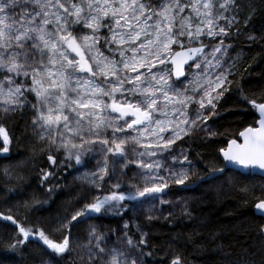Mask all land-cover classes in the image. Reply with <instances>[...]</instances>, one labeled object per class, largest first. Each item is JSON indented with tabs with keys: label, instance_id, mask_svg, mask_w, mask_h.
<instances>
[{
	"label": "snow or ice",
	"instance_id": "snow-or-ice-1",
	"mask_svg": "<svg viewBox=\"0 0 264 264\" xmlns=\"http://www.w3.org/2000/svg\"><path fill=\"white\" fill-rule=\"evenodd\" d=\"M218 7L238 11L236 0H224ZM216 9L217 0H159L156 5L152 0H0L2 110L18 111L28 104L35 113L32 124L39 139L63 149L76 164H82V156L92 145H102L106 154L115 157L113 168L110 173L106 155L102 166L92 173V184L105 176L114 177L116 163L122 168L133 164L141 170L143 187L94 197L82 210L58 221L56 230L68 232L59 242L39 231V240L52 253L72 254L75 246L69 235L78 217L123 210L125 201L161 200L157 194L168 184L159 175L160 160L153 158L199 121L216 115L214 101L227 91V75L210 71L222 67L216 54L224 42L220 40L219 46L206 53L208 45L202 39L228 34L224 27L217 30L216 21L228 18L223 13L214 15ZM233 21L235 16L229 23ZM102 29L108 35L101 36ZM101 41L109 56L100 50ZM117 53L119 60L114 58ZM25 93L33 95L36 102L29 101ZM247 102L259 114L257 126L245 127L219 151L225 161L244 170L240 174L264 176V102ZM193 104L198 107L190 117L188 110ZM206 109L208 115H204ZM240 137L242 142H238ZM0 141V153H8L11 139L3 125ZM48 159L55 164L53 156ZM216 173L223 174L224 168L214 169ZM170 176L179 185L191 178L183 167ZM113 187L120 189L121 184ZM251 190L264 195V184H254ZM257 200L255 209L264 215V199ZM3 220L16 224L12 216H3ZM18 231L22 239L9 245L12 249L32 234L23 226ZM91 237L96 244L95 250L88 248V264H145L140 247L143 239L137 244L129 238L127 249L121 250L108 247L95 229L90 232V243ZM172 264H181L180 257Z\"/></svg>",
	"mask_w": 264,
	"mask_h": 264
},
{
	"label": "trees",
	"instance_id": "trees-1",
	"mask_svg": "<svg viewBox=\"0 0 264 264\" xmlns=\"http://www.w3.org/2000/svg\"><path fill=\"white\" fill-rule=\"evenodd\" d=\"M238 5L250 39L239 44L242 57L228 78L227 91L215 102L216 115L209 118L215 135L193 131L172 149L184 148L188 161L197 165L185 185L169 188L170 194L183 199L186 208L169 209L161 216L154 213L151 203L127 202L123 210L78 217V222H72L70 243L75 239L88 242L93 227L105 239H115L126 222L125 242L130 238L139 244L143 239L140 247L145 264H172L177 256L181 264H264V218L257 216L255 209L257 197L264 199V195L251 190L254 184H264V179L225 170L219 151L245 127L256 125L257 112L247 101L264 102V0H239ZM101 35L108 33L102 31ZM25 95L36 102L33 95ZM2 108L0 125L8 131L11 143L8 153H0V264H88L80 251L70 256L52 253L39 240L38 232L44 231L59 242L68 232L56 230L58 221L70 218L94 197L116 191L112 190L114 182L137 178L135 168L116 163L114 177L105 176L92 184L81 172L87 166L82 164H91L90 156L86 154L88 160L82 156V164H76L63 149L40 140L30 107L7 113ZM96 148L94 160L103 164L107 155L111 173L115 157L106 154L100 144ZM219 168H224V173L213 174ZM48 173L51 175L44 179ZM244 186L247 188L242 190ZM3 216H12L16 224ZM20 226L30 228L32 234L12 249L9 245L22 239Z\"/></svg>",
	"mask_w": 264,
	"mask_h": 264
},
{
	"label": "rangeland",
	"instance_id": "rangeland-1",
	"mask_svg": "<svg viewBox=\"0 0 264 264\" xmlns=\"http://www.w3.org/2000/svg\"><path fill=\"white\" fill-rule=\"evenodd\" d=\"M153 2H156V4H157L159 2V0H152V3ZM223 2H224V0H217V9L214 12V15H219L220 13H223V15L228 18L226 20L220 19V20L216 21L217 30L219 29V27H224L228 34L226 36H218V37H214V38H202V39H204V43H207V45L209 46V51H207L206 53L210 52L213 46H219L220 40H223L224 43H223V46L221 47V52L216 54L217 57H219L221 59L222 67H220L219 69L212 68L210 71L212 73L224 72L227 75V82L225 84V87L227 88L229 85L228 78H229L230 74L232 73V69L236 66V64L238 63V61L242 57V52L239 50L240 49L239 44L243 43V41H249L250 35L248 32H246V30H244V28L246 26L245 24L247 23V21L246 20L243 21V18H242L243 17V10L238 5L239 0H236V3L238 5V11H232L231 7L228 11H225L224 9H220L218 7V5H219V3H223ZM187 11L188 10L186 9V12ZM233 16H235V21L229 23V21L232 19ZM102 43H104V42L101 41V44ZM111 47L116 48L117 46L111 45ZM102 52L106 56L110 55V52L107 48H104V50ZM114 58L119 60L118 53L116 54V56ZM209 58L211 59V57H209ZM213 63H215V61H213ZM21 99H23V97ZM215 102L216 101H214V103ZM0 106L4 107L2 104H0ZM25 107H29V105L25 104L23 108H25ZM197 107H198L197 105L193 104L192 107L189 108L188 114L190 117H192L194 114L193 109H195ZM204 115H208L207 109L204 110ZM184 127H187V126H184ZM193 131H199V134L203 135V136H212L214 133V129L210 125L209 119L206 122L199 121L197 123V126L191 128V130L188 132V134L193 132ZM110 138H111V136H110V132H109V139ZM178 140L179 139H177L176 141L178 142ZM176 141L174 144L171 145V147L167 151H164L162 154H158L157 157L153 158V159L160 160L161 168L159 169V175L164 177L165 181H167V184H168V186L164 189L163 193L157 194L161 197V200H163L164 202H161V200H150L149 202H144V203H140L139 201H136L137 204H143L144 206L147 203H151L153 211L156 215L163 216L169 211V209H175V208L185 209L186 208V203L183 201V199L181 197H179L178 195L174 196V195L169 193V188H171L172 186H175V185H179V184H176L173 182V179L170 176V172H174V171L183 167V168L188 169L189 175L191 176L194 174L197 165L195 163H192V162L189 165L188 159H187V161L184 160V157L186 156L184 148H180V149L172 152L173 146L177 143ZM97 145H98V143L92 145L91 150L85 152L83 155L85 160H88V157H86V154L88 156H90L91 164L90 165L89 164H82V167H84L85 165H87V166L85 168H83V170L81 171L85 174L84 176H87V178L90 181L92 179H94V177L92 176V173L97 172L99 167L102 166V164H99L98 162H96L94 160L95 157L93 156V154H95L97 152V148H96ZM86 147H88V146L86 145ZM128 147H132V145H129ZM129 159H131V153H129ZM178 161H181L183 163H178ZM130 166H132V168H135L134 171H135V176L137 178L132 179V180H128V182H119L121 184V188L115 189L112 186V190L125 192L126 190H128L132 186L143 187V182H142L141 177H140L141 170L138 169L133 164H130ZM115 183L116 182H114V184ZM141 200H144V198H141ZM127 202L128 201L124 202L125 206H126ZM114 211H116V210H114ZM126 226H127V223L124 222L122 225V228L120 230V233H118V235L115 239L109 240V239L104 238V240L107 242L108 247H116V248H119L121 250L127 249V244L125 242V237L127 235ZM92 229H95V228L93 227ZM70 244L75 246L74 251H80L87 258L88 248L92 247L93 250H95L96 239H95V237H91V243H90V236H89L88 242H82L80 239H75ZM101 246H104V244L102 243ZM133 255H136L137 259H139L137 253H133ZM105 259H107V258L105 257ZM44 264H51V262H47Z\"/></svg>",
	"mask_w": 264,
	"mask_h": 264
},
{
	"label": "water",
	"instance_id": "water-1",
	"mask_svg": "<svg viewBox=\"0 0 264 264\" xmlns=\"http://www.w3.org/2000/svg\"><path fill=\"white\" fill-rule=\"evenodd\" d=\"M207 49H208V47L205 48V52H207ZM185 72H186V74H187V66H185ZM181 79H183V78H181ZM257 116H258V119H259V114H258V112H257ZM256 126H257V125H256ZM242 140H243V138L240 137L239 140H238V142H242ZM229 143H230V142H229ZM220 155H221L222 161H223V163H224V165H225V170H233V171H236V172H239V173H242V172L244 171L243 169H239V170H237V166H234V165L229 164L227 161H225V160L223 159L221 153H220ZM255 176H258V177L264 179V176H261V175H259V174L255 175ZM256 214H257V216L264 217V215H262L258 210H256ZM263 236H264V232H263Z\"/></svg>",
	"mask_w": 264,
	"mask_h": 264
},
{
	"label": "flooded vegetation",
	"instance_id": "flooded-vegetation-1",
	"mask_svg": "<svg viewBox=\"0 0 264 264\" xmlns=\"http://www.w3.org/2000/svg\"><path fill=\"white\" fill-rule=\"evenodd\" d=\"M101 31H107L106 29H102ZM100 35H101V33H100ZM101 36H103V35H101ZM105 36V35H104ZM205 44H207V43H205ZM103 47V49L104 48H106L105 46H104V43H102V44H100V49ZM102 50V49H101ZM207 50H209V46H208V49ZM103 51V50H102Z\"/></svg>",
	"mask_w": 264,
	"mask_h": 264
}]
</instances>
